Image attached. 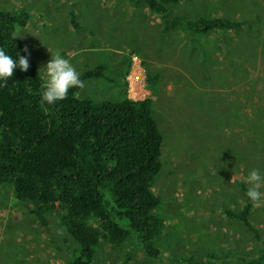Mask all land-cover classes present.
I'll list each match as a JSON object with an SVG mask.
<instances>
[{"label": "rangeland", "instance_id": "rangeland-1", "mask_svg": "<svg viewBox=\"0 0 264 264\" xmlns=\"http://www.w3.org/2000/svg\"><path fill=\"white\" fill-rule=\"evenodd\" d=\"M169 9L186 20L226 17L241 28L165 32L135 0H0V10L28 14L17 39L43 82L41 68L57 53L79 74L104 67V78L83 81L79 100H143L150 95L147 75L157 76L152 112L162 136L161 168L150 190L160 199L162 258H147L130 239L119 246L100 240L89 264H171L207 253L261 257L251 232L224 213L242 206L248 171L264 172V0H193ZM248 221L264 240V196ZM75 248L58 213L40 225L29 203L0 185V264H67Z\"/></svg>", "mask_w": 264, "mask_h": 264}, {"label": "trees", "instance_id": "trees-1", "mask_svg": "<svg viewBox=\"0 0 264 264\" xmlns=\"http://www.w3.org/2000/svg\"><path fill=\"white\" fill-rule=\"evenodd\" d=\"M135 1L159 17L165 32L182 29L203 36L241 28V22L226 17L186 20L172 15L170 6L193 0ZM27 23L23 10H0V49L13 57L26 56L28 62L26 71L14 69L12 78L0 87V185H9L17 200L29 203L40 225L47 224L49 214L58 213L76 247L67 264H89L100 240L119 246L130 239L147 258L161 259L156 240L164 223L156 213L160 199L150 190L161 168L162 136L152 112L157 76L147 75L150 95L143 100H79L75 93L80 88H73L62 101L41 105L43 81L37 65L14 37V26ZM79 78L82 82L104 78V67L86 70ZM240 189L242 206L224 214L251 232L261 257L247 260L238 253L222 257L207 253L201 259L180 258L171 264L227 260L260 264L264 240L248 221L254 203L244 196L247 187Z\"/></svg>", "mask_w": 264, "mask_h": 264}, {"label": "clouds", "instance_id": "clouds-1", "mask_svg": "<svg viewBox=\"0 0 264 264\" xmlns=\"http://www.w3.org/2000/svg\"><path fill=\"white\" fill-rule=\"evenodd\" d=\"M16 38L23 33L20 25H15L13 29ZM28 68L26 56L15 57L7 54L0 49V87H3L9 78H12L14 69H18L21 73ZM41 70L44 82L41 86L40 103L41 105H54L62 101L68 94L70 89L82 88L83 82L79 78L76 68L60 54H56L44 65ZM248 185L244 196L249 203L258 202L264 193L260 191L264 185V172L257 168L250 169L245 177Z\"/></svg>", "mask_w": 264, "mask_h": 264}]
</instances>
